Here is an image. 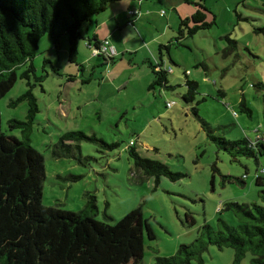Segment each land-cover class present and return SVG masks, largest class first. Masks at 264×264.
Returning a JSON list of instances; mask_svg holds the SVG:
<instances>
[{
  "label": "rangeland",
  "instance_id": "374dc122",
  "mask_svg": "<svg viewBox=\"0 0 264 264\" xmlns=\"http://www.w3.org/2000/svg\"><path fill=\"white\" fill-rule=\"evenodd\" d=\"M199 2L112 3L92 23L83 24L77 63L69 61L66 35L59 49L50 37H43L34 59L37 75L44 81L43 87L34 88L40 112L28 138L45 157L44 205L79 212L87 193L94 194L98 218L104 220L107 213L112 224L142 205L156 239L146 237L138 264H156L157 256L174 255L180 245L194 241L205 223L219 230L220 217L237 226L235 214L224 211L225 202L261 203L255 179L264 168V157L259 165L253 158L233 160L208 139L197 116L227 140L264 135V37L254 32L264 26V0H204L206 20L214 23L177 41L181 19L196 13ZM130 10L139 12L134 24L128 23L133 20ZM96 32L100 40L109 36L114 62L100 65L93 57L87 43ZM226 36L238 44L230 56L224 55ZM162 60L174 88L150 90L154 74L149 64ZM187 78L199 84L189 103L184 100ZM27 89V81L19 78L0 100L4 133L20 139L22 132L10 129L8 123L26 119L27 102L15 106L11 102ZM243 99L251 117L241 111ZM68 132L95 135L94 140L81 142L80 160L52 155V147ZM131 141L142 157L186 176L176 182L161 178L155 188L154 178L134 167ZM186 213L196 219L192 228L184 223ZM251 257L248 254L241 264H250ZM204 259L206 264H232L234 251L211 246Z\"/></svg>",
  "mask_w": 264,
  "mask_h": 264
},
{
  "label": "trees",
  "instance_id": "16d2710c",
  "mask_svg": "<svg viewBox=\"0 0 264 264\" xmlns=\"http://www.w3.org/2000/svg\"><path fill=\"white\" fill-rule=\"evenodd\" d=\"M120 1L123 0H0V100L14 88L19 78L26 80L28 86L24 94L11 102L12 106L27 102L26 119H12L8 123L10 129L22 132V139L4 133L0 112V264H127L133 260L129 258H136V262L131 263L138 264V259L143 256L146 237L156 239L144 217L142 205L114 224L107 213L104 220L98 218L99 208L94 194L87 193L86 205L79 212L44 205L45 157L28 138L40 112L34 88L38 85L43 87L44 81V76L37 75L34 65V59L39 55L40 40L48 36L59 49L62 37L68 36L69 61L77 63L79 43L84 39L81 32L83 24L92 23L95 16ZM131 1L141 3L144 0ZM184 1L190 3V0ZM196 6V13L181 19L177 41L209 29L214 23L206 20L208 10L204 0ZM128 16L133 17V20H128L132 24L138 17L129 13ZM254 32L264 37V26L255 27ZM106 40L110 38L101 41L95 33L88 37L87 45L94 53ZM225 40L228 47L224 55L230 56L238 44L230 36ZM93 57L100 60V65L115 59L114 56L109 59ZM149 66L154 74L150 90L174 88L169 86L170 73L164 68L163 60ZM69 81H75L74 76H69ZM185 85L187 93L184 100L189 103L195 99L199 84L187 78ZM240 108L251 117L253 112L244 99ZM193 110L197 116V108ZM197 118L202 121L208 139L219 150L228 153L233 160L253 158L259 165V158L264 157V135L254 140H227L215 135L216 129L201 117ZM94 138L95 135L88 136L84 132L65 133L52 147V155L56 159L77 157L80 160L81 142ZM131 142L129 155L134 167L154 178L155 188L161 178L176 182L186 176L172 171L161 161L142 157L134 148L135 143ZM78 179L73 177L75 181ZM255 185L259 188L261 203L230 201L224 204V211H232L237 217V226L230 225L222 217L218 219L219 230L205 223L194 241L180 245L172 256H157L155 263L206 264L204 255L211 246H215L220 250L231 248L234 251L232 264H241L248 254L252 256L250 264H264V168L256 174ZM185 218L187 226L192 228L196 225L192 214L186 213Z\"/></svg>",
  "mask_w": 264,
  "mask_h": 264
},
{
  "label": "built area",
  "instance_id": "2783aa9c",
  "mask_svg": "<svg viewBox=\"0 0 264 264\" xmlns=\"http://www.w3.org/2000/svg\"><path fill=\"white\" fill-rule=\"evenodd\" d=\"M138 14H139L138 10H134V11L129 12V15H131V16L138 15ZM115 54H116L115 50L113 49L110 41H108V40L104 41L101 48L98 50H95L93 53L94 56H97V57L103 56L107 59L114 56ZM131 144H132V142H131Z\"/></svg>",
  "mask_w": 264,
  "mask_h": 264
},
{
  "label": "crops",
  "instance_id": "0c3cea01",
  "mask_svg": "<svg viewBox=\"0 0 264 264\" xmlns=\"http://www.w3.org/2000/svg\"><path fill=\"white\" fill-rule=\"evenodd\" d=\"M140 4H142V3H140ZM132 9V8H131ZM139 9H141V7H139ZM112 20V19H111ZM96 34H98L97 32H96ZM112 34V32L109 34V35H111ZM99 36V35H98ZM106 38H109V36L108 37H105L104 39H106ZM99 39H100V37H99ZM102 41V40H101ZM114 49V48H113ZM115 50V49H114Z\"/></svg>",
  "mask_w": 264,
  "mask_h": 264
},
{
  "label": "water",
  "instance_id": "95a60500",
  "mask_svg": "<svg viewBox=\"0 0 264 264\" xmlns=\"http://www.w3.org/2000/svg\"><path fill=\"white\" fill-rule=\"evenodd\" d=\"M98 61H100V60H98Z\"/></svg>",
  "mask_w": 264,
  "mask_h": 264
},
{
  "label": "clouds",
  "instance_id": "9594fccd",
  "mask_svg": "<svg viewBox=\"0 0 264 264\" xmlns=\"http://www.w3.org/2000/svg\"><path fill=\"white\" fill-rule=\"evenodd\" d=\"M113 57V56H112Z\"/></svg>",
  "mask_w": 264,
  "mask_h": 264
}]
</instances>
